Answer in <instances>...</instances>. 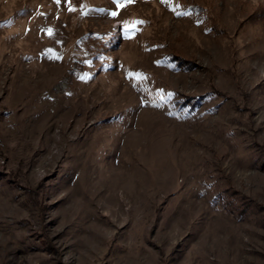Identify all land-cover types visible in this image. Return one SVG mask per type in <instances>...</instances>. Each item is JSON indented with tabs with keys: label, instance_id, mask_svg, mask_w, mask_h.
I'll use <instances>...</instances> for the list:
<instances>
[{
	"label": "rangeland",
	"instance_id": "rangeland-1",
	"mask_svg": "<svg viewBox=\"0 0 264 264\" xmlns=\"http://www.w3.org/2000/svg\"><path fill=\"white\" fill-rule=\"evenodd\" d=\"M0 264H264V0H0Z\"/></svg>",
	"mask_w": 264,
	"mask_h": 264
}]
</instances>
